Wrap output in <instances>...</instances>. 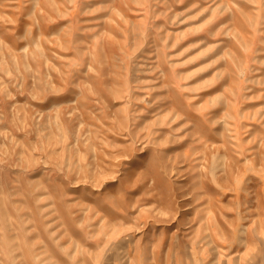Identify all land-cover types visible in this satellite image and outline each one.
Segmentation results:
<instances>
[{
  "label": "rangeland",
  "instance_id": "374dc122",
  "mask_svg": "<svg viewBox=\"0 0 264 264\" xmlns=\"http://www.w3.org/2000/svg\"><path fill=\"white\" fill-rule=\"evenodd\" d=\"M0 264H264V0H0Z\"/></svg>",
  "mask_w": 264,
  "mask_h": 264
}]
</instances>
